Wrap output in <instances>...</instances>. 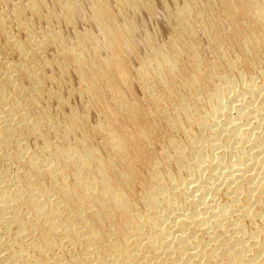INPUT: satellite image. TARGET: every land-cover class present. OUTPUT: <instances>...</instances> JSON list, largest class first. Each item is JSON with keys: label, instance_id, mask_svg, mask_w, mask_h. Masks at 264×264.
<instances>
[{"label": "bare ground", "instance_id": "bare-ground-1", "mask_svg": "<svg viewBox=\"0 0 264 264\" xmlns=\"http://www.w3.org/2000/svg\"><path fill=\"white\" fill-rule=\"evenodd\" d=\"M10 1L0 0V264H264V68L258 83L232 58L237 47L264 67V0H163L175 31L148 56L129 14L157 13L154 0H115L118 13L85 0L102 41L77 31L74 44L24 18L72 25L77 0L11 4L24 43L5 27ZM52 49L59 60L43 58ZM61 78L77 81L66 91L85 113L57 90Z\"/></svg>", "mask_w": 264, "mask_h": 264}, {"label": "rangeland", "instance_id": "rangeland-1", "mask_svg": "<svg viewBox=\"0 0 264 264\" xmlns=\"http://www.w3.org/2000/svg\"><path fill=\"white\" fill-rule=\"evenodd\" d=\"M42 1L44 3H47V5L50 7L49 8L50 11L56 10L55 2H53L51 0H42ZM121 1L126 2L127 0H121ZM143 1H147V0H143ZM184 1L187 3L191 2V0H176V2L182 3V4ZM76 2H75L76 20L74 21V24H72V25L67 24L65 22V18H63V16H59V15H57V19L53 20L52 25L47 24V22H45V21L39 22L37 20H34L31 16H28V15L24 19L26 20L27 23L30 24L31 27L34 28L35 33H45L48 30V28L51 27L52 29H55L57 32L62 34L64 36L65 40L71 44L75 43L77 31L80 34L90 33V34L94 35L95 39H97L99 42H101L102 38L100 37L99 32H97V30L95 28V23H94L93 17H92L91 11H92L93 5L91 4V2H87L85 0H77ZM154 2H155V8H156L155 12H157V13H154L153 15H150L145 11H141V13L140 12L133 13V15H132V13L129 14L131 20L139 26L140 32L138 33L137 39H138V43H140V46H142V55L143 56L151 55V53H149V51L147 49H145L147 47L146 45L151 44V46H153V47L154 46L157 47V45H164L169 41V39L172 37V35L174 34V31H175L172 27L167 25V21L173 15V14H171V11L174 8V4L172 2H169V5H168L163 0H161V1L160 0H158V1L154 0ZM194 2L199 4L201 7L204 6L202 8L206 9V7H207V0H206V2H205V0L204 1L194 0ZM216 2L220 4V0H216ZM11 4H13V5L19 4L20 6H23V7L26 6V4L21 2L20 0H11L9 2V7L7 8V11H6V13H7L6 18L8 20L5 23V27L8 30L13 31L17 35L18 40L21 43H24L26 41V37H25V35H23L24 34L23 32L17 31V25H16V21H15L16 19H14V16H15L14 7ZM111 4L114 7V9L116 10V12L118 13V11H120V8L117 7L116 1L111 0ZM0 13H1L0 15L3 14V7L1 5H0ZM138 13H140V14H138ZM0 18H1V16H0ZM27 26H29V25L27 24ZM224 28H225V33L224 32L222 33V35H223L222 39L226 40V39H229L228 38L229 31H228V27H226V25ZM197 31H198V33H197L198 41L202 45L203 50H201V51L203 53L204 58L206 60H208L209 62L214 59L213 61H211V63H216L217 59L219 58L218 57L219 53L217 52L218 50H216L217 49L216 46L214 47V44L212 42H208L204 36H200V35H203V32L201 31V29H197ZM199 32L200 33L202 32V33L199 35ZM89 47L92 48V46H89ZM234 49H235V53H233L232 58L239 60L238 56H240V55H241L240 59L242 58L240 60L241 61L239 63L240 66H239L238 70L236 71V74L240 75V71L244 72V74H246V75L247 74H254V76H256L255 81L259 83L261 81V76H260L261 73H259V72L264 67L261 68V65L257 63L256 56H254L253 54L252 55L251 54L244 55L241 53V50L237 47ZM236 54L237 55L239 54V55L236 56ZM43 55H44L43 58H45V59L48 58L51 61H53L55 59L59 60L57 51L55 52V50H53V49L52 50H46V52L43 53ZM4 56L8 57L7 60H9V61L11 59L10 57H13V56H9L7 54H4ZM208 56H209V58H208ZM214 56L217 58H215ZM212 57H214V58H212ZM14 60L16 63L18 61V58L16 57V58H14ZM254 63H256V65ZM137 66H138V64H137ZM137 66H135V68H137ZM244 69H245V71H244ZM242 72H241V74H242ZM52 74L53 73L50 72L49 76H51ZM257 75L259 76V78ZM259 79H260V81H259ZM76 82L73 80H67V79L63 78L62 83L60 86H58L57 90L61 91V92L63 90H65V91L70 90V92L71 91L77 92L78 91V88H77L78 83L76 84ZM66 94H67V96L65 98V101L67 103H72V107H70L71 109H74L78 112L81 111L82 113L86 112L84 105H82V102H84V101H82L80 103L81 99H78V97H75L71 93H67V91H66ZM140 95H142V94L140 93L139 96L137 97V99H138V102L142 104L144 102V97H143V95L142 96H140ZM54 107H56V106H54ZM52 111L55 114L54 110H52ZM93 118L97 119L96 114L93 116ZM93 122H95L94 119H93Z\"/></svg>", "mask_w": 264, "mask_h": 264}]
</instances>
